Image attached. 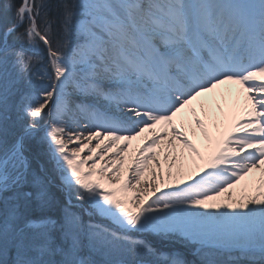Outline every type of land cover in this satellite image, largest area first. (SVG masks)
Masks as SVG:
<instances>
[{
	"label": "snow or ice",
	"instance_id": "1",
	"mask_svg": "<svg viewBox=\"0 0 264 264\" xmlns=\"http://www.w3.org/2000/svg\"><path fill=\"white\" fill-rule=\"evenodd\" d=\"M0 264H264V0H0Z\"/></svg>",
	"mask_w": 264,
	"mask_h": 264
},
{
	"label": "bare ground",
	"instance_id": "2",
	"mask_svg": "<svg viewBox=\"0 0 264 264\" xmlns=\"http://www.w3.org/2000/svg\"><path fill=\"white\" fill-rule=\"evenodd\" d=\"M235 88V86H229V85H225L224 86V90H226V89H228V88ZM243 101L241 100V103H242ZM198 109H199V102L195 105ZM139 143V141H134L133 142V147L135 148L136 147V145ZM200 143H203V140L201 139L200 140ZM255 177H259V173H254L253 174ZM242 183H244V182H242Z\"/></svg>",
	"mask_w": 264,
	"mask_h": 264
},
{
	"label": "rangeland",
	"instance_id": "3",
	"mask_svg": "<svg viewBox=\"0 0 264 264\" xmlns=\"http://www.w3.org/2000/svg\"><path fill=\"white\" fill-rule=\"evenodd\" d=\"M161 247H162L163 250H165V251H168V250H169V246H167V245H162ZM189 259H191V257H189Z\"/></svg>",
	"mask_w": 264,
	"mask_h": 264
}]
</instances>
